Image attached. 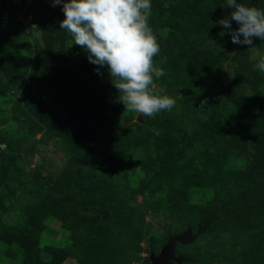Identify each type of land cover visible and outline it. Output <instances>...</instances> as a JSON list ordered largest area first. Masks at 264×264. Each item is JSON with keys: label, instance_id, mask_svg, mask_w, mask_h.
I'll use <instances>...</instances> for the list:
<instances>
[{"label": "rangeland", "instance_id": "obj_1", "mask_svg": "<svg viewBox=\"0 0 264 264\" xmlns=\"http://www.w3.org/2000/svg\"><path fill=\"white\" fill-rule=\"evenodd\" d=\"M223 3L151 0L150 88L174 105L142 116L60 5L0 0V264H152L184 232L183 264H264V209L244 205L264 201V41L221 35Z\"/></svg>", "mask_w": 264, "mask_h": 264}, {"label": "clouds", "instance_id": "obj_2", "mask_svg": "<svg viewBox=\"0 0 264 264\" xmlns=\"http://www.w3.org/2000/svg\"><path fill=\"white\" fill-rule=\"evenodd\" d=\"M60 5L63 19L59 28L71 34L90 63L106 66L112 85L118 91L116 102L142 116L170 110L174 100L152 91L153 77L163 70L153 63L159 47L148 23L151 0H52ZM231 9L228 18L218 20L236 45H253V38L264 41V9L247 6L241 0H224ZM231 21L238 25L233 29ZM71 44V45H72ZM254 67L264 72V55Z\"/></svg>", "mask_w": 264, "mask_h": 264}, {"label": "water", "instance_id": "obj_3", "mask_svg": "<svg viewBox=\"0 0 264 264\" xmlns=\"http://www.w3.org/2000/svg\"><path fill=\"white\" fill-rule=\"evenodd\" d=\"M193 240V238L190 239V233L184 232L179 235H175L171 237L165 247L161 250V252L157 255L154 253H150V261L152 264H171V262L174 260L177 263H182L183 257L175 255V243H189Z\"/></svg>", "mask_w": 264, "mask_h": 264}, {"label": "trees", "instance_id": "obj_4", "mask_svg": "<svg viewBox=\"0 0 264 264\" xmlns=\"http://www.w3.org/2000/svg\"><path fill=\"white\" fill-rule=\"evenodd\" d=\"M0 146H1V148L3 149L4 148V146L3 145H1L0 144ZM244 205L245 206H249V207H252V208H254V209H256V210H262V209H264V201L263 202H260V201H257V200H247L245 203H244ZM171 238V237H170ZM169 238V239H170ZM28 255V264H38V262H40L41 261V258H40V256H39V251L38 250H36V251H34V252H32V253H30V254H27ZM176 255V254H175ZM175 263V264H179V263H177L176 261H172L171 262V264L172 263ZM183 262H185V258L183 257V261H182V263H180V264H183Z\"/></svg>", "mask_w": 264, "mask_h": 264}]
</instances>
